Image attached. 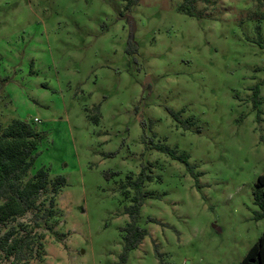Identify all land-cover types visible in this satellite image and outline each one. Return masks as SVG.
<instances>
[{
    "label": "rangeland",
    "instance_id": "obj_1",
    "mask_svg": "<svg viewBox=\"0 0 264 264\" xmlns=\"http://www.w3.org/2000/svg\"><path fill=\"white\" fill-rule=\"evenodd\" d=\"M183 2L0 0V130L42 133L30 175L66 182L57 217L11 223L34 238L21 264H238L259 240L264 0L200 1L199 18ZM142 171L148 234L121 263Z\"/></svg>",
    "mask_w": 264,
    "mask_h": 264
},
{
    "label": "trees",
    "instance_id": "obj_2",
    "mask_svg": "<svg viewBox=\"0 0 264 264\" xmlns=\"http://www.w3.org/2000/svg\"><path fill=\"white\" fill-rule=\"evenodd\" d=\"M200 1L208 3V0H184L179 11L186 16L199 18L195 6ZM129 4H133L132 1ZM2 83L0 79V92ZM255 91L258 93L257 88ZM170 114L176 120H179L181 116L180 113L171 112ZM98 120L97 116L93 117L95 124ZM189 127L190 125L187 128ZM42 139V133L21 120H13L0 130V253L10 260L9 264L24 262L25 251L33 246L34 239L30 233L18 235L19 229L11 226V223L32 214L30 222L36 226L40 221L48 222L58 216L56 198L66 184L65 179L58 177L50 181L49 169L46 168H39L30 175ZM156 150L187 164L188 156L177 155L175 150H168L162 145L157 146ZM113 175L114 173H109V176ZM194 178L196 179V175ZM150 180L151 177L142 171L134 181L128 183V188L134 195L130 199V206L125 209L129 222L121 228L123 233L121 263L126 261L131 251L142 244L148 234L138 225V219L144 200L153 197L152 193L143 191L144 183ZM44 194L48 195V205L41 210L43 206L41 197ZM254 201L259 208V212L255 213V220L258 221L264 218V174L257 179ZM2 229L7 231L1 234ZM49 230L52 232L51 228ZM238 264H264V231Z\"/></svg>",
    "mask_w": 264,
    "mask_h": 264
},
{
    "label": "built area",
    "instance_id": "obj_3",
    "mask_svg": "<svg viewBox=\"0 0 264 264\" xmlns=\"http://www.w3.org/2000/svg\"><path fill=\"white\" fill-rule=\"evenodd\" d=\"M40 121L38 119H33V123L36 124V123H39Z\"/></svg>",
    "mask_w": 264,
    "mask_h": 264
},
{
    "label": "water",
    "instance_id": "obj_4",
    "mask_svg": "<svg viewBox=\"0 0 264 264\" xmlns=\"http://www.w3.org/2000/svg\"><path fill=\"white\" fill-rule=\"evenodd\" d=\"M149 79H147L146 81H145V85H148L149 84Z\"/></svg>",
    "mask_w": 264,
    "mask_h": 264
}]
</instances>
